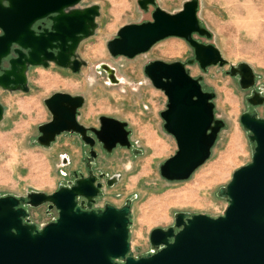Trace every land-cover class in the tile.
<instances>
[{"label":"water","instance_id":"obj_1","mask_svg":"<svg viewBox=\"0 0 264 264\" xmlns=\"http://www.w3.org/2000/svg\"><path fill=\"white\" fill-rule=\"evenodd\" d=\"M82 1L0 0L1 89L28 92L31 67L55 64L77 73L86 66L76 52L82 41L95 34L100 7L78 8ZM138 4L147 10L155 0H138ZM197 12L198 0L187 1L174 14L155 7L151 21L123 26L107 43V49L113 57L133 59L158 42L176 37L194 51L189 65L197 63L202 71L226 65L218 48L195 38H211ZM46 18L52 22L50 29L36 34L35 24ZM100 69L111 83H120L113 68L101 64ZM144 73L167 97L166 109L160 115L163 129L177 145L175 154L160 165V175L168 182L186 181L210 158L225 127L224 121L215 117V93L204 91L202 78H193L180 61H152ZM229 73L238 78L243 90L255 85L254 71L247 63L231 66ZM84 103L83 96L66 92L46 98L44 104L51 119L38 126L37 143L49 147L58 136L68 133L79 134L93 147L89 129L77 119ZM247 103L263 105L264 96L253 91ZM3 119L0 102V123ZM99 123V128L90 131L105 151L111 153L117 146L131 148L127 122L101 116ZM240 123L252 144V160L236 170L231 181L219 190L218 195L228 203L222 215L178 212L173 226L151 231L152 252L136 258L129 241L132 201L126 200L121 207L107 204L103 209H93V199L103 186L100 179L105 175L89 171L86 177L77 179L75 172L76 180L70 187L60 186L51 194L0 197V264H264V118L244 112ZM78 198L86 199L87 206H78ZM45 204L48 210L56 208L58 217L38 227L30 222L26 207Z\"/></svg>","mask_w":264,"mask_h":264},{"label":"rangeland","instance_id":"obj_2","mask_svg":"<svg viewBox=\"0 0 264 264\" xmlns=\"http://www.w3.org/2000/svg\"><path fill=\"white\" fill-rule=\"evenodd\" d=\"M190 0H155L143 10L138 0H83L78 8L100 7L95 34L82 41L76 52L86 62L77 73L48 68L28 70V92L0 88L4 119L0 123V197H25L31 192L51 194L73 181L83 161L81 143L76 134H61L49 147L37 143L38 126L51 115L44 100L55 92L81 95L85 103L79 115L87 127L99 126V117L109 116L128 123L131 148H116L106 154L96 147L95 174L104 178L118 175L119 182L105 188L103 203L121 207L132 201L129 241L134 257L152 252L149 236L155 228L174 225L178 212L218 217L228 203L218 195L232 179L233 173L252 160V144L240 123L244 112L264 118V104L251 106L247 98L253 91L264 96V0H198V18L211 38L195 35L204 44H212L227 61L224 66H210L202 71L192 47L183 39L171 37L158 42L148 52L133 59L113 57L107 43L120 28L152 20L155 7L174 14ZM156 60L186 64L193 78H202L204 91L215 93V117L225 123L212 149L210 158L186 181L168 182L160 175V165L177 150L175 139L163 129L161 112L167 97L156 89L144 73L145 66ZM250 65L255 85L243 90L230 67ZM106 64L124 82L111 83L106 72L98 70ZM67 155L70 163H65ZM26 209L38 227L56 220V211L47 205Z\"/></svg>","mask_w":264,"mask_h":264},{"label":"flooded vegetation","instance_id":"obj_3","mask_svg":"<svg viewBox=\"0 0 264 264\" xmlns=\"http://www.w3.org/2000/svg\"><path fill=\"white\" fill-rule=\"evenodd\" d=\"M51 25H52V22H51V20L49 19V18H46V19H44V20H41V21H39V22H37L36 24H35V26H34V29L36 30V34H39V33H41L42 32V30L43 29H45V28H48V29H50V27H51ZM38 27H41V29H38ZM54 52L56 53L57 52V50H54ZM60 69H63V68H60ZM64 70H69V71H71L70 69H64ZM83 107V106H82ZM82 107L78 110V116H77V119H78V122L80 123V124H82L81 122H80V120H79V115H81V109H82ZM83 125V124H82ZM85 126V125H84ZM86 128H88L89 130H88V132H87V135L88 136H91L93 139H94V145H93V147H90L89 146V144L88 143H86V142H84L83 140H82V138H81V136L79 135V134H76V136H77V138L79 139V141H80V143H81V148L83 147V148H86V151L85 152H83V154L85 153V155L83 156V161H85V164L83 163V162H81L82 164H81V166H79L78 167V169H76V173L78 174V178L77 179H80L81 177H86L87 175H88V173H89V171H93V169H94V167L96 166V158H97V152H96V147L97 146H99V147H101V149L106 153V154H112L113 153V151L116 149V148H118V147H120V146H117L116 148H114L113 149V151L111 152V153H108L107 151H105L104 149H103V146H102V144L100 143V142H98V140L96 139V137H95V135L90 131V128H95V127H87V126H85ZM100 127V123H99V126L97 127V128H99ZM96 128V129H97ZM129 129V128H128ZM131 135V134H130ZM121 148H123V147H121ZM92 152H95L96 153V156L95 157H92L91 156V153ZM66 156V158L64 159V162L66 163H70V161H69V159H67V155H65ZM94 172V171H93ZM75 174V173H74ZM95 174V173H94ZM101 174H104V173H99V174H96V175H101ZM119 176L118 175H115V176H113V177H111V176H109L108 178H102V179H100V182L103 184V186H102V188H101V192H100V194L97 196V197H95L94 199H93V203H92V208L93 209H95V210H98V209H103L107 204H110V203H107V202H104L103 203V201H102V199L104 198V190H105V188L107 187V188H112L113 186H115L118 182H119V178H118ZM76 179L75 178H73V181H69L65 186H68V187H70V185L72 184L71 182H73L74 183V181H75ZM71 183V184H70ZM108 183H110V184H112L111 186H109L108 185ZM77 202H78V206H84V207H86L87 206V203H88V201L86 200V199H84V198H78V200H77ZM112 205V204H111ZM28 208H32V207H28ZM56 211V213H57V215H58V210L56 209V208H53L52 209V211ZM47 211H51V210H48V205H47ZM29 212V211H28ZM58 217V216H57ZM56 217V218H57ZM55 218V219H56ZM29 220H30V222L31 223H33L32 222V220H31V218H30V213H29ZM148 253H150V252H148ZM148 253H146V254H148ZM145 254V255H146Z\"/></svg>","mask_w":264,"mask_h":264},{"label":"bare ground","instance_id":"obj_4","mask_svg":"<svg viewBox=\"0 0 264 264\" xmlns=\"http://www.w3.org/2000/svg\"><path fill=\"white\" fill-rule=\"evenodd\" d=\"M118 79L120 80V83L124 82V79H120V78H118Z\"/></svg>","mask_w":264,"mask_h":264}]
</instances>
